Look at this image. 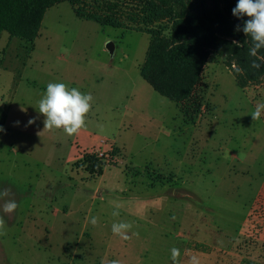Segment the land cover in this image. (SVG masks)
Returning <instances> with one entry per match:
<instances>
[{
  "label": "rangeland",
  "instance_id": "obj_1",
  "mask_svg": "<svg viewBox=\"0 0 264 264\" xmlns=\"http://www.w3.org/2000/svg\"><path fill=\"white\" fill-rule=\"evenodd\" d=\"M148 43L78 19L66 2L47 9L33 43L0 34V191L18 204L0 213V264H173L172 248L179 264H264V112L251 116L264 76L240 88L212 52L201 106L175 104L139 74ZM49 83L92 95L77 134L44 130ZM114 222L132 225L129 239Z\"/></svg>",
  "mask_w": 264,
  "mask_h": 264
},
{
  "label": "trees",
  "instance_id": "obj_2",
  "mask_svg": "<svg viewBox=\"0 0 264 264\" xmlns=\"http://www.w3.org/2000/svg\"><path fill=\"white\" fill-rule=\"evenodd\" d=\"M63 2L78 19L146 33L149 43L139 74L154 92L175 104L191 101L197 109L201 106L196 89L212 52L224 57L240 88L264 76V47L257 56L249 55L254 42L243 33L248 17L232 14L238 0H0V34L33 43L47 9ZM254 60L259 69L251 67ZM83 161L90 174H102L96 155H86Z\"/></svg>",
  "mask_w": 264,
  "mask_h": 264
},
{
  "label": "clouds",
  "instance_id": "obj_3",
  "mask_svg": "<svg viewBox=\"0 0 264 264\" xmlns=\"http://www.w3.org/2000/svg\"><path fill=\"white\" fill-rule=\"evenodd\" d=\"M232 14L238 18L247 16L248 19L244 21L243 33L250 35L254 46L249 49V55L252 57L257 56L259 49L264 47V0H238L236 6L232 9ZM236 31H240L237 26ZM251 67L259 69L260 63L255 60L252 61ZM237 71L242 69L237 68ZM92 95L82 93L77 88H69L64 83H49L45 93L38 101V113L44 117L43 125L44 130H62L67 136L77 134L81 129L87 126V114L92 108ZM264 112V103H258L255 111L251 113L252 119L258 120ZM19 124V121L16 122ZM29 125L35 123V118L29 119ZM5 129L0 125V132ZM11 196L10 189L0 191V213L12 214L18 207L14 199H6ZM119 206H115L112 211L113 217H118ZM93 226L98 225L99 220L97 217L91 218ZM132 225L127 222H114L111 226V231L114 235L127 240L130 237L128 232L131 230ZM6 235V225L4 216L0 215V236ZM179 249H171V258L173 264H179ZM102 264L104 262L102 261ZM108 264H120L119 260H111ZM190 264H199L196 257H192Z\"/></svg>",
  "mask_w": 264,
  "mask_h": 264
},
{
  "label": "water",
  "instance_id": "obj_4",
  "mask_svg": "<svg viewBox=\"0 0 264 264\" xmlns=\"http://www.w3.org/2000/svg\"><path fill=\"white\" fill-rule=\"evenodd\" d=\"M108 47L110 48L111 46L110 45H108ZM111 49V48H110Z\"/></svg>",
  "mask_w": 264,
  "mask_h": 264
}]
</instances>
